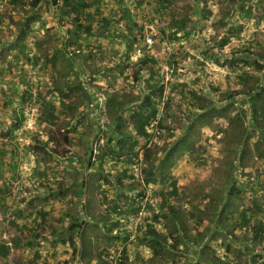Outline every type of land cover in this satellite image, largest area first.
Here are the masks:
<instances>
[{"label": "rangeland", "instance_id": "rangeland-1", "mask_svg": "<svg viewBox=\"0 0 264 264\" xmlns=\"http://www.w3.org/2000/svg\"><path fill=\"white\" fill-rule=\"evenodd\" d=\"M33 1L0 0V264H264V0Z\"/></svg>", "mask_w": 264, "mask_h": 264}, {"label": "trees", "instance_id": "trees-1", "mask_svg": "<svg viewBox=\"0 0 264 264\" xmlns=\"http://www.w3.org/2000/svg\"><path fill=\"white\" fill-rule=\"evenodd\" d=\"M38 1L39 0H34L33 1L34 6H35V4ZM73 11H74V14H75V11L77 12V14L74 15L73 18H71L74 22H76V21L80 22L81 21V18H83V16L84 17H87L86 10L83 7L79 11L74 8ZM66 15H69V14H66ZM143 63H145V60L143 61ZM254 109H255L254 111L256 113L257 112V109L255 107H254ZM259 226H260L261 229H264V225L263 224L259 223Z\"/></svg>", "mask_w": 264, "mask_h": 264}]
</instances>
